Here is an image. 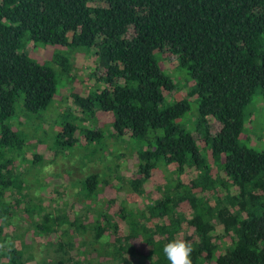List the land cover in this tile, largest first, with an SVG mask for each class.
Wrapping results in <instances>:
<instances>
[{
    "label": "trees",
    "instance_id": "1",
    "mask_svg": "<svg viewBox=\"0 0 264 264\" xmlns=\"http://www.w3.org/2000/svg\"><path fill=\"white\" fill-rule=\"evenodd\" d=\"M28 43L69 54L39 62L25 51ZM81 53L90 87L68 94L70 103L55 116L60 131L32 141L14 123L21 124V114L32 121V114L53 105L58 87L71 79V56ZM168 55L192 81V131L179 120L190 102L173 97L176 83L159 64L158 56L168 63ZM255 95L264 110V0H0V264L26 260L24 247L12 242L20 232L44 235L46 246L65 253L77 242L96 243V254H112L119 264H169L163 247L177 239L191 245L192 264H264V150L245 142L256 146L260 136H244ZM72 109L87 119L105 115L107 125L83 127ZM106 135L121 143L117 163L131 160L134 172L129 180L120 171L80 179L89 201L72 204L84 205L92 218L78 216L79 210L77 216L55 214L43 198L35 201L22 174L46 156L31 148L46 144L51 160L78 149L79 163L87 164L93 156L108 157V142H101ZM154 171L163 172L165 186L142 208L97 198L124 188L111 177L141 194ZM15 189L25 201L3 198ZM19 212L29 215V227L17 220ZM6 226L16 231L9 236Z\"/></svg>",
    "mask_w": 264,
    "mask_h": 264
},
{
    "label": "rangeland",
    "instance_id": "2",
    "mask_svg": "<svg viewBox=\"0 0 264 264\" xmlns=\"http://www.w3.org/2000/svg\"><path fill=\"white\" fill-rule=\"evenodd\" d=\"M42 47L43 46H38V48H36L32 43H28L25 46V51L32 53V57L39 62H43L52 58L54 54L59 56H66L69 54V49H63L59 46H50V48L43 47L45 49H43ZM40 49L46 50L45 53L42 54V51ZM167 58H169V61L171 63L163 61L161 62V59L158 56L160 67L161 69H163V71L170 75L176 83L177 92H173V97L179 99L186 98L187 101L190 102L191 107L189 111L185 115H183V117H181L179 120L182 122V124L187 130L192 131L194 129L193 119L195 117L197 108V104L192 101L193 97L187 96L188 90H190V87L192 86V81L189 76H186V71L184 69H180L174 64V58L172 56L168 55ZM71 60L74 66L69 74L71 76V79L67 80L62 85V87H58V91L60 90L59 97H56V99L58 100L55 99L53 105H51L50 107L48 106V108L44 110V112L40 111L39 113L43 112L41 114L42 116L38 113L32 114L36 118L34 117L31 121L30 118L28 119L23 114H21L19 115L21 124H18L17 122L14 123L15 126L19 125L20 129L27 132L29 136L31 135L30 137L32 138V141H35L36 137L39 136H44L45 138H47L48 132L50 133L51 131H53L56 134V132L60 131L62 129V126L59 124H54L55 121L59 123L61 121V118L55 116L57 113L61 112L65 107H67L70 103L71 98L68 97V94L71 91L82 92L88 89V87H90V79L88 78V75L91 70L87 68L88 59H86V55L84 53L78 54L76 56L72 55ZM258 99H260V96L255 95L252 103L249 106V109L253 112L252 120L250 119L249 121V118L246 120L247 128L244 131V136L249 132L260 136V140L256 142L254 140L256 146L252 145L249 140L245 142L248 146H252L253 148L259 150H264V110L262 109V106L257 103ZM71 112L73 113V115L77 116L82 121L80 123L83 124V127H103L107 125L106 123L108 118L105 115H99L93 119H87L83 117V114L75 111L74 109H72ZM64 117L67 118L70 117V115L68 116L65 113ZM248 123L250 126L248 125ZM33 131H35L37 134H33ZM193 135L195 136V138L199 137L198 134H196L195 132H193ZM48 140L49 138L46 141ZM106 141L108 142L106 149L108 157L104 160H98L95 156H93L92 160L88 161L87 164L79 163L81 161V153H77L78 149L72 151L70 154L68 152H66L67 154L59 153L54 158V160H51V151L46 148V144L38 146L35 149L31 148L33 149L32 151L35 152H44L43 155L46 156V158L42 160L43 162L41 166L36 165V168H27L25 175L22 174V177L24 178L22 179H28L29 185L33 187L30 194L34 195L35 201H41L43 198L44 204H47L48 208H52L55 214H66L67 216H75V211L79 210V212L77 213L78 216L82 218L84 216L92 218L93 215L91 213L88 214L85 212L84 205L80 206L79 203L72 204L76 201H89V199L84 198L80 193L82 186L80 179L84 178V175H86V173L96 171H105L107 173H112V176L116 174L120 175L121 173L123 178L130 179L134 172L133 168L131 167V160L121 159L120 161H122V163H117L118 160L116 159L115 154L118 152V150L122 149L121 143H118L114 139H110L107 135L104 137V140L102 139L101 142L106 143ZM28 145H30L29 140ZM83 147H86V145H83ZM126 157L128 158L129 155H126ZM116 164H119V166L116 167ZM23 168H25L24 162L20 171H24ZM111 168L113 170L116 168V172H111ZM109 180L111 181V183L113 182L114 186H122L124 188H122L121 191H119L118 193H115V190L103 191L102 193H99L97 195V198L100 201H105L106 199H113V197H116V199H114L115 201H117L118 205H120L121 201H128L130 204H132L133 207L137 206V208H142V206L147 204L149 201L160 198V190H163L165 186L164 174L160 171H154L152 175L144 182V191L141 194L128 192L130 189L122 185V181L120 183V181H118L117 179H113L112 177ZM25 183L27 184L26 180ZM39 185H42V187L39 188ZM14 186L18 187L17 182L14 183ZM24 191H27V188ZM21 193H23V190H21ZM18 197L19 195L17 193V190L15 189L14 192H12L11 194H9V192H6L3 198H5V200H9L11 204L13 203V201H25L24 199ZM49 199H51V201H49ZM52 201L56 202L52 203ZM63 202H67L68 205L62 204ZM54 208L56 209L54 210ZM115 208L116 205L114 204L109 209L113 211V209ZM11 209L12 211L15 209L13 205ZM190 216L191 213L188 214V217ZM17 217V220H20L21 218V220L25 219L21 221V223H23V226H30L31 222L29 221L28 214H26L25 212H19L17 213ZM26 218H28V221H26ZM123 225L124 223L121 222L118 229V235H121L123 231ZM15 231L16 230L12 226H6L4 228L5 234H8L9 236H11ZM190 232L191 231H188V233ZM28 234L29 233H26V235L24 236L23 233L20 232L18 233L17 238L15 237V239H13L12 241L17 248H21L22 246L24 247V250L22 249V251H24L23 257L26 260H24L22 264H52L57 262L61 258L65 259L64 264H119L118 260L112 258V254H96V251L93 249L95 247H100V245L96 243L84 247L78 244L77 242L74 243V246L68 249V251L65 253L64 251L58 250L56 245H49V247L48 245L46 246L48 240L45 238L44 235H29L28 237ZM109 234V240L111 241L113 240L114 235L112 232ZM50 240L51 242H53L56 239ZM76 240L79 241L80 239H78L77 237ZM9 241L11 242V239H9ZM225 242L226 241L224 239L220 241V243ZM69 243L70 242H68V244ZM138 245L141 247L140 249L146 251L144 244L138 243ZM105 246L108 249L107 244H105ZM109 251H113V247H111ZM17 259L20 260V258Z\"/></svg>",
    "mask_w": 264,
    "mask_h": 264
},
{
    "label": "clouds",
    "instance_id": "3",
    "mask_svg": "<svg viewBox=\"0 0 264 264\" xmlns=\"http://www.w3.org/2000/svg\"><path fill=\"white\" fill-rule=\"evenodd\" d=\"M191 245L183 239L168 242L163 247V253L169 264H192Z\"/></svg>",
    "mask_w": 264,
    "mask_h": 264
}]
</instances>
